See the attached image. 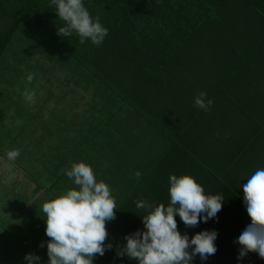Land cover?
<instances>
[{
  "label": "trees",
  "instance_id": "trees-1",
  "mask_svg": "<svg viewBox=\"0 0 264 264\" xmlns=\"http://www.w3.org/2000/svg\"><path fill=\"white\" fill-rule=\"evenodd\" d=\"M82 2L93 20L108 29L99 46L90 39L81 44L75 32L58 35L66 24L51 0H0V76L15 71L19 63L31 62L23 44L29 31L45 38L48 54L41 59H52L53 50L68 63V76L60 86L70 89L65 96L58 91L60 117L67 124L58 126L57 137L47 143L57 157L55 149L59 154L64 146L67 171L80 162L85 150L93 151L90 167L115 200V219L106 222L105 253L96 254L93 264H138L118 255L126 236L145 230L141 217L148 209L136 204L145 200L167 207L171 175H190L206 195L223 198L216 216L207 222L201 219L196 226H185L176 214L178 231L189 240L201 231L217 233L215 254L204 260L197 254L190 264H264L256 252L238 258L242 251L238 237L251 224L243 184L253 170L264 168V0ZM49 69L53 70L44 69L46 79L52 78ZM25 72L27 77L36 75L30 69ZM201 92L206 93L205 101H212L207 111L195 105ZM48 95V100L55 99ZM72 107L79 114L84 111L77 121L67 113ZM216 117H221L218 123ZM56 126L51 122L52 130ZM193 129L212 138L208 151ZM2 150L0 155L8 158ZM21 150L28 153L26 147ZM12 162L36 184L34 200L25 201L31 206L41 197L45 177L37 169L42 168ZM53 178L59 181L52 180L49 190L76 187L66 174ZM20 212L19 223L0 220V264H28L29 253L40 258L33 264H48V240L38 238L36 216L26 208Z\"/></svg>",
  "mask_w": 264,
  "mask_h": 264
},
{
  "label": "clouds",
  "instance_id": "clouds-1",
  "mask_svg": "<svg viewBox=\"0 0 264 264\" xmlns=\"http://www.w3.org/2000/svg\"><path fill=\"white\" fill-rule=\"evenodd\" d=\"M56 6V14L66 26L59 29L58 35L67 37L75 32L80 43L90 39L99 46L108 35V29L99 20H93L82 0H51ZM33 75L27 80L31 82ZM25 98L35 102V93L24 92ZM206 93L201 92L195 105L205 111L212 101H205ZM18 150L9 151L7 156L15 160ZM74 185L63 194L42 204L46 215V235L48 264H93L96 254L105 253V240L108 237L106 222L115 219L116 205L109 186L97 182L92 168L77 162L66 172ZM139 175V173H137ZM170 203L153 206L145 200L137 202V208L148 209L142 218L145 230L125 237L127 243L118 255H126L138 264H190L199 254L202 260L217 251L214 241L215 231H201L194 236L181 235L178 231L176 214L185 226L198 225L201 219L207 222L222 208L223 198L219 195H206L203 187L190 175L169 177ZM244 202L251 219L238 237L242 246L240 257L247 252H256L264 259V168L251 172L243 184ZM206 214V215H201ZM194 245L192 252L188 248ZM43 242L40 247H43ZM111 248V244L108 245ZM28 264L39 261V257L29 253L25 256Z\"/></svg>",
  "mask_w": 264,
  "mask_h": 264
},
{
  "label": "rangeland",
  "instance_id": "rangeland-1",
  "mask_svg": "<svg viewBox=\"0 0 264 264\" xmlns=\"http://www.w3.org/2000/svg\"><path fill=\"white\" fill-rule=\"evenodd\" d=\"M43 42H45V38L39 32H26L23 44H25L26 52L28 57L31 59V62L28 64L32 67L27 64L22 65L19 63V66H16L15 71L2 73L0 76V147L3 149L2 151L4 154H7L9 151L18 150L20 154L15 161L25 167L41 166L42 169H37L40 172H42L43 169L45 170L46 167L45 165L35 164L36 161L40 162V160L36 159H40L45 156V154L42 155V150H38L39 144H42L41 142L44 141L47 142L51 137L55 139V137H57V132H59L58 126L67 124L60 117L61 105L58 99L61 100L62 96L58 94V91L65 96L70 89L69 86L66 88L64 86H60V81L68 76V63L65 58L62 57L61 52L58 53L53 50L52 53H50L52 59L49 61L48 59H41L44 58L42 55L46 56L48 54V48L45 49ZM37 50H40L39 53L36 52ZM18 53L22 54L21 51ZM58 54L61 56L59 58H54V56H57ZM46 63H52L53 65H46ZM71 64L69 62L70 67ZM36 65L38 66L37 68H35ZM46 66H50L53 69H49L47 71V73L53 72L52 78L46 79L47 77H44L46 74L44 72L46 71L44 70ZM26 69H30L33 71L34 75L36 74L32 79V82H29L27 80V76L24 75V73H26ZM26 90L28 92L35 93L34 103L25 98L24 92ZM48 94H52L55 99L51 98L48 100V98H50ZM94 96L95 89H92V94H90L89 97L92 98ZM42 104L45 105L46 108L44 107L40 110V106ZM57 107L58 109H56ZM79 111L80 110L78 108L74 109L73 107L67 109L68 114L74 115L75 121H77L78 115H82L84 113L83 111L79 114ZM221 117H216L215 122L218 123V120ZM50 118L52 120H50ZM50 121L57 124L56 130H52ZM68 122L70 123V121ZM53 131L56 132L54 136L52 135ZM198 133L199 134L194 133V135H198L199 143H202L204 146L203 149L208 151L206 149V144H209V146L213 145L212 138L207 137L208 139H206L204 138V134H201L200 131H198ZM23 147L28 148L27 154L22 152L21 148ZM48 147H52L51 144ZM32 148L35 149L33 152ZM63 148L64 146L61 148L62 151L65 150ZM48 153L51 154L53 151H47L46 155ZM25 156L29 157L22 160ZM2 165L5 168L4 171L2 170L4 169ZM16 165L17 164L13 163L12 160L0 155V220L6 222L7 224L12 223V221L14 224L15 222L19 223V217L22 214L20 210L26 208L27 212L31 213V215H35L37 218V227L35 230L38 238L47 237L45 232L46 215L42 211V204L48 200L47 198L50 197L49 194H51V199H53L56 197L54 196L53 191L56 194L59 191L57 189L49 190L52 180L50 184L48 182H43V188H45L48 193L46 190L39 192L38 195H41L40 199L31 206H25V201L30 202L34 200L36 184L28 175H24L21 171L18 173L19 170ZM11 169L13 172L15 170L17 171L15 175L19 174L20 177L23 176L26 179L25 188L17 190L19 184L15 185L13 182L15 176L10 171ZM43 176L45 177V175ZM49 177L53 179L52 176ZM41 180H43V178H41ZM33 189L34 191H32ZM60 192L63 194L65 191ZM47 240H49L48 237Z\"/></svg>",
  "mask_w": 264,
  "mask_h": 264
},
{
  "label": "crops",
  "instance_id": "crops-1",
  "mask_svg": "<svg viewBox=\"0 0 264 264\" xmlns=\"http://www.w3.org/2000/svg\"><path fill=\"white\" fill-rule=\"evenodd\" d=\"M49 145L50 144H48L47 142L44 141V142H42V144H39L38 150L50 151V148L48 147ZM78 149L79 150L81 149L80 146H78L75 151L77 152ZM55 151H56L55 153L58 155V157L57 156H53V154H49L50 156L49 155H45L44 157L38 159V160L41 161V162H39V163H41V165H47L48 166V167L45 168V170H42L41 177H44L43 175H45V177H49V176L57 177L59 174H62V173L63 174H66L67 170H66V167L65 166L66 165H69V164H65L66 162L64 161V159L62 157L63 156L62 155V152H61L62 150H60L59 154H58L59 148L55 149ZM87 153H88L89 156L91 155V153H92V155L90 157H87ZM94 155H96V154H94L93 151H89V149H87V150H85L84 156H81L78 159H80V162H84V163L88 164L89 166H91L90 165V162H91V160L94 161V158H95ZM77 157L78 156H76V158ZM76 158L74 157V160H76ZM53 166H56L57 167V170L56 171H53L52 170ZM2 167H3V165H2ZM2 170L4 171L5 168L2 169ZM10 171L15 176V179H13V182L15 183V185H18V184H20L23 181V183L20 184V185H18V186H21V188H25L26 179L23 176L20 177L19 174L15 175L16 172H17L16 170L13 172V170L11 169ZM18 173H20V172H18ZM52 174H54V175H52ZM51 180H57V181H59V178H56V179L55 178L51 179L50 177L49 178H44L43 179V182H48L50 184ZM18 188H20V187H18ZM35 189H36V187H35ZM44 190H46V189L43 188L40 192H42ZM32 191H34V189ZM63 191L66 192L67 190H63ZM47 193H48V191H47ZM53 193H54V191H53ZM49 196L50 197L47 198L48 200L51 199V194H49ZM48 200H46V201H48Z\"/></svg>",
  "mask_w": 264,
  "mask_h": 264
}]
</instances>
